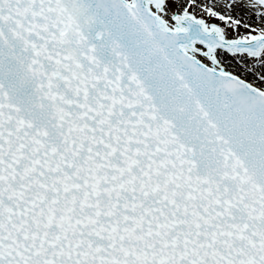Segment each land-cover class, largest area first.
<instances>
[{"label": "snow or ice", "instance_id": "obj_1", "mask_svg": "<svg viewBox=\"0 0 264 264\" xmlns=\"http://www.w3.org/2000/svg\"><path fill=\"white\" fill-rule=\"evenodd\" d=\"M0 264H264V0H0Z\"/></svg>", "mask_w": 264, "mask_h": 264}, {"label": "rangeland", "instance_id": "obj_2", "mask_svg": "<svg viewBox=\"0 0 264 264\" xmlns=\"http://www.w3.org/2000/svg\"><path fill=\"white\" fill-rule=\"evenodd\" d=\"M247 22H248V23H252L253 26H255V24H254L253 21H247ZM241 34H243V29H241ZM228 63H229L230 65H232L233 67H235V62L232 61L230 57L228 58Z\"/></svg>", "mask_w": 264, "mask_h": 264}]
</instances>
